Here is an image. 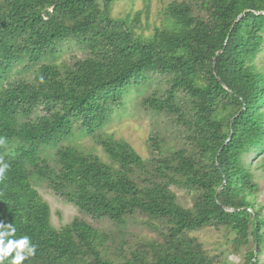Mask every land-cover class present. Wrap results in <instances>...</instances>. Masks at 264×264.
<instances>
[{"label": "trees", "instance_id": "obj_1", "mask_svg": "<svg viewBox=\"0 0 264 264\" xmlns=\"http://www.w3.org/2000/svg\"><path fill=\"white\" fill-rule=\"evenodd\" d=\"M113 2L0 0V164L8 165L0 223L35 245L22 264H216L192 234L208 226L233 233L234 251L247 246L246 264H264L255 180L264 164V0H172L148 36L136 31L140 11L113 17ZM68 45L82 56L57 62ZM155 72L168 87L143 103L168 117L180 148L152 137L157 154L143 158L99 135L109 161L74 146L59 148L53 165L40 155L75 125L95 136L111 104ZM32 177L80 214L54 227ZM173 187L192 192L191 206ZM141 218L155 233L125 237ZM103 220L114 228L92 222Z\"/></svg>", "mask_w": 264, "mask_h": 264}, {"label": "rangeland", "instance_id": "obj_2", "mask_svg": "<svg viewBox=\"0 0 264 264\" xmlns=\"http://www.w3.org/2000/svg\"><path fill=\"white\" fill-rule=\"evenodd\" d=\"M170 1L172 0H114L110 8V14L113 17H125L127 15L133 16L135 12L140 11L136 31L148 36L154 31L155 27H160L163 24L165 8ZM82 54L83 51L77 46L71 47L68 45L62 50L57 62L71 61L72 55L80 57ZM257 62L264 63V48ZM18 72L20 73L18 76L21 77L24 71L18 69ZM14 73L11 76H15ZM166 79L167 74L151 73L145 79V83L140 85L138 89H131L116 103L111 104L110 117L101 128L96 130L95 136L88 134L78 125H75L68 137L48 146H42L40 155L47 159L49 165H53L59 148L74 146L84 153L98 155L102 160L109 161L97 140L99 135L102 137L112 136L114 139L127 141L143 158L157 154L150 145L152 137L157 138L161 144L165 142L170 151L177 150L183 142L177 128L170 123L167 116L155 114L148 108V105L143 103L144 98L149 96L152 91L157 90L158 93H162L168 87ZM262 158L264 159V154L260 159ZM246 159L247 161L255 159L252 151L248 152ZM255 180L258 187L256 207L264 215V164L263 167L255 169ZM31 183L50 205V219L54 227L60 228L80 214L77 207L63 199L61 195L56 194L48 182L36 181L35 177H32ZM173 190L182 205L191 206V191L181 187H173ZM249 209L253 212L252 208ZM92 222L103 230H108L110 227L114 228L110 224L111 222L106 220ZM143 224V218L139 219L138 222L130 223L127 227L130 233L125 234V237L143 234L153 235L155 233L145 228ZM192 234L199 238L209 254L217 256L218 262L216 264H246L247 246L234 251L231 242L234 235L226 229L208 226L192 232Z\"/></svg>", "mask_w": 264, "mask_h": 264}, {"label": "clouds", "instance_id": "obj_3", "mask_svg": "<svg viewBox=\"0 0 264 264\" xmlns=\"http://www.w3.org/2000/svg\"><path fill=\"white\" fill-rule=\"evenodd\" d=\"M7 168V164H0V179L3 178V174ZM15 232L16 228L11 224L5 225L0 223V264H4L5 259L9 256L12 257L10 264H22V261L35 254V245L30 246L27 236L17 240L10 238L14 236ZM5 241L7 242L5 243ZM13 252L15 253L14 255H12Z\"/></svg>", "mask_w": 264, "mask_h": 264}, {"label": "water", "instance_id": "obj_4", "mask_svg": "<svg viewBox=\"0 0 264 264\" xmlns=\"http://www.w3.org/2000/svg\"><path fill=\"white\" fill-rule=\"evenodd\" d=\"M244 14V12L243 13H241L239 16H238V18H240L242 15ZM238 18L236 19V20H238ZM221 51H219L218 52V54L220 53ZM214 64H215V59H214ZM216 201L219 203V194H218V192L216 193ZM257 252V247H256V250H255V253Z\"/></svg>", "mask_w": 264, "mask_h": 264}]
</instances>
